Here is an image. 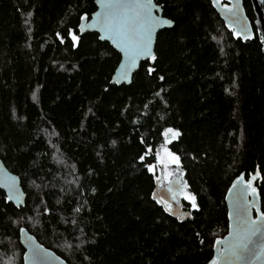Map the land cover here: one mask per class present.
Masks as SVG:
<instances>
[{"label": "trees", "instance_id": "obj_1", "mask_svg": "<svg viewBox=\"0 0 264 264\" xmlns=\"http://www.w3.org/2000/svg\"><path fill=\"white\" fill-rule=\"evenodd\" d=\"M153 1L174 27L117 87L120 54L78 30L95 0H0V159L27 195L18 209L0 190V264H24L23 227L68 264H207L231 183L264 175L259 36L235 39L209 0ZM168 128L181 135L166 144ZM164 145L198 211L184 200L174 217L153 200Z\"/></svg>", "mask_w": 264, "mask_h": 264}, {"label": "snow or ice", "instance_id": "obj_2", "mask_svg": "<svg viewBox=\"0 0 264 264\" xmlns=\"http://www.w3.org/2000/svg\"><path fill=\"white\" fill-rule=\"evenodd\" d=\"M100 4L102 11L97 13L95 22L91 27L99 25V31L107 34V38L111 39L115 46L123 53L124 63L121 64L122 71L120 77L124 81L129 80V72L131 68L136 67L138 61L141 58L150 59L152 63H155L157 56L153 52V38L157 29L165 25L171 26L172 21L169 19L161 18L154 15L153 10L157 9V4L153 0H97ZM221 3V0H213V4ZM162 8V6H160ZM237 9L227 8L226 12L231 16L229 26H232V22L238 21ZM227 18V17H226ZM89 17L87 15L82 17V20L87 21ZM81 33L84 31L83 24L81 25ZM232 32L237 39L243 38L248 40L251 37L247 33L245 27L243 31L237 32L232 27ZM69 35L73 42V46H77L79 43V36L69 30ZM60 42H64V38L57 33ZM105 36H101L104 39ZM260 42L264 44V37L260 39ZM154 67H148L147 72L151 75L155 72ZM161 81L164 80L163 76H160ZM107 91V89H106ZM165 137V143H171L173 139L178 138L181 133L172 128H168L163 133ZM143 142V141H141ZM115 143V142H113ZM161 150L156 152V159L164 169L170 164L180 165V157L175 155L167 148L162 147ZM152 149L148 148L146 155L151 154ZM144 157H141L143 161ZM157 165H148V170L155 175V169ZM3 175V173H0ZM173 173H168V176L164 179L168 180L169 185H172L170 177ZM257 175H253L251 179L245 182L244 187L240 193H238V203L234 208V213H229V219L234 221L232 226V232L229 235L227 241L216 240L217 256L211 260L210 264H264V211L257 204L260 193L256 186ZM159 179V178H158ZM243 180V177H241ZM261 183H264V175L259 176ZM239 183V181H238ZM0 186H5L0 184ZM9 195L7 199L9 201L16 198L17 206H20V191L16 187V181L13 178L11 183L6 185ZM236 185H233L235 188ZM186 184H181L175 187L169 186L167 191L171 194L173 201H176L178 196H182L184 200L190 202L192 208L196 211L199 210L196 197L186 190ZM231 196L232 193L230 192ZM251 199H248V197ZM153 199L157 203H162L165 206V210L169 214H175L172 211V204L164 197L157 198L153 195ZM239 200L243 201V204L239 203ZM255 210L256 218L252 216V211ZM80 211L79 208L76 209ZM74 223V222H73ZM23 233L24 230L21 229ZM31 239V238H29ZM203 243V241H201ZM222 246V247H221ZM31 255L25 256L24 259L31 260L32 264H44L46 249H41L37 246H30Z\"/></svg>", "mask_w": 264, "mask_h": 264}, {"label": "water", "instance_id": "obj_3", "mask_svg": "<svg viewBox=\"0 0 264 264\" xmlns=\"http://www.w3.org/2000/svg\"><path fill=\"white\" fill-rule=\"evenodd\" d=\"M209 1L212 4L213 8L216 10V12L219 15V17L221 18V20L224 22L228 31L232 32V27H234L237 30V32H240V31H243L244 28L246 27L247 33L250 34L251 37H254V38H250L248 40H244L243 38H241L240 39L241 41H243V42L252 41L253 39H255L256 34L259 36L260 39L262 37H264V0H250V2L252 4L253 11H254V15H255L254 24L251 22V20L247 16V13H246V10L244 7V0H221V3H217L215 5L213 4V0H209ZM95 6H96V11L91 15V17L87 21H84L81 19L79 27H78L79 33L81 35L85 34V33L97 34L99 37V40L101 42L109 43L111 45V47L113 49H115L120 54V57H121L120 62H119L118 66L116 67V69L113 73L111 85H114L117 87L128 86L132 83L133 77L137 73V71L140 69L141 64L150 60V59L141 58L138 61L136 67L131 68V70L129 72L130 83L128 81L122 80V78L120 77V72L122 71L121 64L124 63L123 53L115 46V44L113 43V41L111 39L107 38L106 33H102L99 31V25H95L94 27H91V25H93L95 22V18H96L97 13H100L102 11V8H101L100 4L97 2V0H95ZM233 7H235L238 10L237 11L238 21L232 22V26L230 27L229 22L231 21V16L229 14H227L226 9L227 8H233ZM153 14L160 16L161 18L168 19V18L163 16V11H162V8L160 6H158L157 9L153 10ZM82 24L84 26L83 33H81V30H80ZM173 27H174V22L172 23L171 26L165 25V26L157 29L156 33L154 34L153 45H152L154 54L156 51L157 37H158L159 33L164 31V30L172 29ZM254 28H255V30H254ZM101 36H105V38L101 39ZM233 37L235 39H237L234 34H233ZM262 48L264 51V44H262ZM163 171H164V169H163V167H161L160 172H159V176L157 177V179L155 181V190L153 192V195H156L157 198L164 197L165 199L171 201V198H170V195H169L167 189L159 190V185L163 181ZM0 173H3V175H0V184L5 185V186H0V190H2L6 194V197H8V195H9L8 188L6 185L11 183L13 178L16 181V187L19 189V191L21 193V195H20V201H21L20 206H17L15 196L13 197L12 201H9L7 199L8 202L13 204L18 209L25 207L26 201H27V195H26V193L22 187L21 178L19 176H17L16 174H14L13 172H11L5 166L4 162L1 159H0ZM253 175H257V177H258L257 181H256V186H257V182L259 181V176H261L258 170L254 174L249 175L248 177L246 176V174L242 173L240 176H238L231 183L230 187L228 188V191H227L226 196H225V202H226V206H227V215H228V232L225 236L217 238L216 240L227 241V239L229 238V235L232 232V226L234 225V221L229 219V213L230 212L234 213V208L238 203V193H240L242 191L245 182L249 181ZM241 177H243V180H241ZM238 181H239V183H238ZM234 184L236 185L235 188H233ZM258 191H259V189H258ZM230 192L232 193L231 196L229 195ZM259 193H260V191H259ZM248 199H251V197L249 196ZM154 201H156V200H154ZM239 203L243 204V201L239 200ZM257 204L262 210L261 194L259 196V199L257 200ZM158 205L165 209V206L162 203H158ZM172 211H173V213H175V214H171L174 217L180 216L179 211L175 207H173ZM167 213L169 214L168 211H167ZM252 216L254 219L256 218L255 210L252 211ZM21 229L24 230L23 233L21 232ZM21 229H20V243L25 250L24 256H23L24 264H32L31 260L26 261L24 259V257L31 255L30 246H37V245L41 249L47 250V253L45 254L44 264H68L67 261L65 259H63L61 256H59L55 251H53L52 249H49L46 246H44L43 244H41L37 240V238L28 231L27 228L23 227ZM29 238H31V239H29ZM216 256H217V246L214 243L213 256L207 264H210L211 260L214 259ZM257 264H259V262H257Z\"/></svg>", "mask_w": 264, "mask_h": 264}, {"label": "flooded vegetation", "instance_id": "obj_4", "mask_svg": "<svg viewBox=\"0 0 264 264\" xmlns=\"http://www.w3.org/2000/svg\"><path fill=\"white\" fill-rule=\"evenodd\" d=\"M169 171L168 170L163 171L164 172V174H163V181L159 185V190H161V189H168L169 186H172L174 188V190H175V187L176 186L181 185L179 183V181L176 178H174V177L173 178H170L171 181H172V185H169L168 180L167 179H164L165 177H167V174H168ZM171 173L174 174L176 172H171ZM169 195H170V198H171V194L170 193H169ZM183 201H184L183 197L182 196H178L177 199H176V201H173L172 198H171V201H169V202L172 204V209H173V207L176 208V206H179L180 209L182 210V208H183V206H182ZM177 202L179 203V205L177 204ZM176 209L179 211V214H180V210L178 208H176Z\"/></svg>", "mask_w": 264, "mask_h": 264}, {"label": "rangeland", "instance_id": "obj_5", "mask_svg": "<svg viewBox=\"0 0 264 264\" xmlns=\"http://www.w3.org/2000/svg\"><path fill=\"white\" fill-rule=\"evenodd\" d=\"M163 148H166V145H164V146H162ZM161 151H162V148H161ZM162 155H163V152L161 153ZM164 169V168H163ZM165 170H170L168 173H171V172H176V173H174L170 178H176L178 181H179V183L180 184H184V181H183V175H182V173H181V171H180V168L177 166V165H174V164H170L168 167H167V169H164V171ZM163 174H164V172H163ZM167 176H168V174H167ZM188 193H190L188 190H187V188L185 189ZM177 204L179 205V203L177 202Z\"/></svg>", "mask_w": 264, "mask_h": 264}]
</instances>
